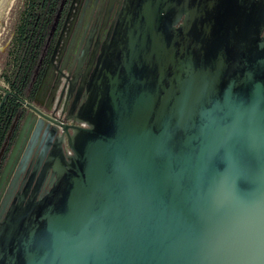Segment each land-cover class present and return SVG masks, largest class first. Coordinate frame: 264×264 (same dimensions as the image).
Wrapping results in <instances>:
<instances>
[{
    "label": "water",
    "instance_id": "obj_1",
    "mask_svg": "<svg viewBox=\"0 0 264 264\" xmlns=\"http://www.w3.org/2000/svg\"><path fill=\"white\" fill-rule=\"evenodd\" d=\"M263 18L264 0H125L49 188L1 199L0 264H264Z\"/></svg>",
    "mask_w": 264,
    "mask_h": 264
},
{
    "label": "flooded vegetation",
    "instance_id": "obj_2",
    "mask_svg": "<svg viewBox=\"0 0 264 264\" xmlns=\"http://www.w3.org/2000/svg\"><path fill=\"white\" fill-rule=\"evenodd\" d=\"M123 6L125 0H57L45 42L23 89L27 97H16L15 109H11L0 143L1 172L23 119L32 123L18 146L17 156L5 167L9 172L2 183L0 202L8 190L11 200L16 192L29 194L37 190L39 193L49 188L55 167L70 153L62 124L84 125L70 118L71 109L78 106L87 76L102 43L111 37ZM57 37L59 40L55 43ZM51 53L50 68L57 88L54 97L49 99L47 93H38L37 86ZM20 99L32 104L41 114Z\"/></svg>",
    "mask_w": 264,
    "mask_h": 264
},
{
    "label": "trees",
    "instance_id": "obj_3",
    "mask_svg": "<svg viewBox=\"0 0 264 264\" xmlns=\"http://www.w3.org/2000/svg\"><path fill=\"white\" fill-rule=\"evenodd\" d=\"M57 0H23L12 37V49L7 67L1 76L11 91L0 108V143L7 130L11 109H15L16 97H27L23 89L29 81Z\"/></svg>",
    "mask_w": 264,
    "mask_h": 264
},
{
    "label": "rangeland",
    "instance_id": "obj_4",
    "mask_svg": "<svg viewBox=\"0 0 264 264\" xmlns=\"http://www.w3.org/2000/svg\"><path fill=\"white\" fill-rule=\"evenodd\" d=\"M22 6L23 0H10L0 14V83L4 86L7 84L4 82L1 73L6 69L10 58L14 28Z\"/></svg>",
    "mask_w": 264,
    "mask_h": 264
},
{
    "label": "bare ground",
    "instance_id": "obj_5",
    "mask_svg": "<svg viewBox=\"0 0 264 264\" xmlns=\"http://www.w3.org/2000/svg\"><path fill=\"white\" fill-rule=\"evenodd\" d=\"M9 1L10 0H0V14L3 11V9H5V6L8 5Z\"/></svg>",
    "mask_w": 264,
    "mask_h": 264
},
{
    "label": "built area",
    "instance_id": "obj_6",
    "mask_svg": "<svg viewBox=\"0 0 264 264\" xmlns=\"http://www.w3.org/2000/svg\"><path fill=\"white\" fill-rule=\"evenodd\" d=\"M68 152H70L69 148H68Z\"/></svg>",
    "mask_w": 264,
    "mask_h": 264
}]
</instances>
